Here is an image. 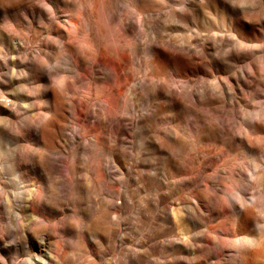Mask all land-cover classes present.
Returning a JSON list of instances; mask_svg holds the SVG:
<instances>
[{"label":"rangeland","instance_id":"obj_1","mask_svg":"<svg viewBox=\"0 0 264 264\" xmlns=\"http://www.w3.org/2000/svg\"><path fill=\"white\" fill-rule=\"evenodd\" d=\"M261 6L0 0V79L44 80L40 62L70 57L80 92L56 81L63 116L75 113L96 152L78 188L87 211L73 218L91 229H68L71 243L52 255L26 234L44 264H264Z\"/></svg>","mask_w":264,"mask_h":264},{"label":"clouds","instance_id":"obj_2","mask_svg":"<svg viewBox=\"0 0 264 264\" xmlns=\"http://www.w3.org/2000/svg\"><path fill=\"white\" fill-rule=\"evenodd\" d=\"M78 7L90 6L84 3ZM59 44L62 47L63 42ZM40 63L47 69L44 80L27 79V73L19 74L26 83L0 79V85L7 86L6 91L0 90V103L8 110L0 111V250L5 251L0 254V264H44L29 250L26 234L30 233L39 246L50 247L52 255L71 243L68 229L75 228L78 235L92 227L75 225L73 218L87 211L79 204L83 196L78 188L83 175L91 171L96 152L94 148L88 150L91 146L75 122V113L72 120L63 116L67 101L56 88V81L63 79L66 91L77 98L80 73L70 64V57H53L51 64ZM9 95L14 99H7ZM59 118L65 123L57 129ZM82 146L84 152L79 151ZM77 166L83 174L77 175ZM65 209H71V214L65 215ZM20 244L25 260L17 259ZM71 258V254L63 257L65 262Z\"/></svg>","mask_w":264,"mask_h":264},{"label":"bare ground","instance_id":"obj_3","mask_svg":"<svg viewBox=\"0 0 264 264\" xmlns=\"http://www.w3.org/2000/svg\"><path fill=\"white\" fill-rule=\"evenodd\" d=\"M71 59H72V62H73V64H74V59L71 57ZM100 59H103V57L101 56L100 57ZM98 61V60H97ZM96 63V62H95Z\"/></svg>","mask_w":264,"mask_h":264}]
</instances>
